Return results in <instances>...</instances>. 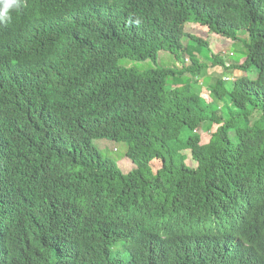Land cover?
<instances>
[{
    "label": "trees",
    "instance_id": "trees-1",
    "mask_svg": "<svg viewBox=\"0 0 264 264\" xmlns=\"http://www.w3.org/2000/svg\"><path fill=\"white\" fill-rule=\"evenodd\" d=\"M62 2L75 20V48L91 51L99 30L105 34L99 59L68 74L86 139H60L61 122L41 123L46 138L29 119L18 121L23 108L0 106V264L264 262V0ZM185 23L205 36L186 34ZM211 39L236 50L216 52ZM161 52L174 68L156 66L145 72L151 84L129 87L133 75L119 61L155 63ZM208 67L240 73L205 87L212 102L188 80ZM179 78L183 85L171 89ZM92 96L95 113L118 122L110 135L83 123ZM215 102L228 119L207 106ZM205 123L218 127L201 144L195 132ZM103 138L123 145L134 168L123 174L104 158L94 143ZM37 206L49 207L43 224L28 213ZM18 220L35 240L8 231L7 222Z\"/></svg>",
    "mask_w": 264,
    "mask_h": 264
},
{
    "label": "clouds",
    "instance_id": "clouds-1",
    "mask_svg": "<svg viewBox=\"0 0 264 264\" xmlns=\"http://www.w3.org/2000/svg\"><path fill=\"white\" fill-rule=\"evenodd\" d=\"M62 7V0H0V106L5 104L15 109L23 108L20 111L22 118L18 121L24 123L29 119L46 138L47 129L41 123L48 122L49 128H54L55 122H61L66 136L58 133V137L63 139L72 136L70 143L79 144L85 141L86 134L80 128L81 103L76 101L80 100V97L67 88L68 74L94 54L95 61L99 59V49L106 47L101 42L105 38V34L102 29L99 30L94 39L95 48L91 51L75 48L73 22L71 21L74 18L72 12H67ZM45 9H49L46 16L42 15V11ZM183 26L186 34H190L186 31V27L193 30L191 33L193 35H197L199 31L197 24L185 23ZM161 54L165 53H159L155 63L148 61L153 64V67L149 66V68L142 69L136 66L142 64L143 67H146L147 61L137 62L127 59L119 61L121 68L133 75L129 79L131 82L128 86L134 87L136 81L151 84L153 81L145 72L156 66L174 68L173 57L172 65H159L158 59ZM185 61L188 62L187 58ZM223 76L225 78L220 79L226 82L232 77V75L226 76L224 73ZM179 84L173 83L169 86ZM50 98L63 102L53 101ZM93 101L95 98L92 96L85 107L83 123L94 133L99 129H104V133L110 135L119 127L118 122L105 119L103 117L105 111L96 114ZM51 109L55 111L54 117L58 118H54L50 114ZM114 125L115 129L113 130ZM14 138L11 137L10 140ZM116 145L117 151L123 150V145ZM125 159L131 162L129 158L125 157ZM116 167H118L117 163ZM118 169L120 170L119 167ZM1 170L2 166L0 165ZM48 209L49 207L37 206L34 209L31 208L28 213L35 218L37 223L43 224L44 215ZM26 211L27 206L24 209V212ZM15 228V234L20 239L25 236L26 240H35L34 233L25 228L20 220L14 223L7 222L9 232ZM62 261L57 263L69 264L65 260ZM249 264H264V262L252 258Z\"/></svg>",
    "mask_w": 264,
    "mask_h": 264
},
{
    "label": "rangeland",
    "instance_id": "rangeland-1",
    "mask_svg": "<svg viewBox=\"0 0 264 264\" xmlns=\"http://www.w3.org/2000/svg\"><path fill=\"white\" fill-rule=\"evenodd\" d=\"M186 31L192 33L193 30L190 27H186ZM196 33V32H195ZM198 33L202 36H205L204 34H201V32L198 31ZM197 33V34H198ZM240 36L242 38H246L247 34L245 33H241ZM210 44H211V48L218 52V51H225V49L229 48V51H231L232 53L234 52V50H236V46L231 44L230 42H226V41H215L213 39L210 40ZM238 58L239 56L241 58H239V61H243L242 60V55L237 54ZM158 63L160 66L163 65H172V56H165V54H161L159 59H158ZM136 65V64H135ZM138 68H149L153 67V64L151 62L147 61V66L143 67L142 64L136 65ZM240 75V73L236 74L235 72L232 74L231 79H229L227 82H231V80L237 78V76ZM185 78H188L189 75L185 74L184 75ZM220 78H225L223 76V71L222 68L220 67H208L206 70H203L199 77L197 78V80H195V78L193 77H189L188 80L190 81V90L192 92H195L197 94H199L204 100H206L207 102H212V97L210 96V93L208 90L205 89V87H209L210 85H213L214 82L217 79ZM180 79V78H179ZM196 81V82H195ZM181 79H180V84L179 85H174L171 86V89H175L181 86ZM183 85V83H182ZM202 99V100H203ZM203 100V101H204ZM205 102V101H204ZM210 109H214L215 107H218L217 109L221 108L222 113L224 114V117L226 119L229 118V114L228 111L225 107L222 106V104L220 103H211L209 105H207ZM220 106V107H219ZM256 117H252V121L255 120ZM218 126L210 124V123H205L202 128H198L196 129V134L200 136V143L204 144L208 142L209 136L211 133L215 132L216 128ZM231 133V137H233V132ZM95 145L97 146V148L99 149L100 153L103 155L104 158L116 162L118 167L120 168L121 172L123 174L128 173L132 168H134V164H132L131 162L127 161L125 159V153H126V148L123 150H119L117 151L118 147H116L117 145L112 143L109 140L106 139H102V140H95ZM187 156L186 159V164L191 166V167H195L196 163L193 162L190 152L189 151H185L184 152ZM151 167L155 170L157 169L160 164L156 161L151 162Z\"/></svg>",
    "mask_w": 264,
    "mask_h": 264
}]
</instances>
